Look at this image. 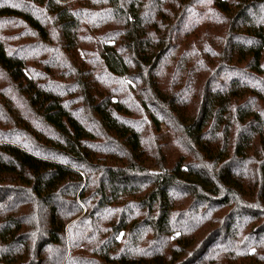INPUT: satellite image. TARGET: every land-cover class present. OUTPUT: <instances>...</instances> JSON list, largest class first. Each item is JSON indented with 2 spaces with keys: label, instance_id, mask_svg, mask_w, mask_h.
<instances>
[{
  "label": "trees",
  "instance_id": "trees-1",
  "mask_svg": "<svg viewBox=\"0 0 264 264\" xmlns=\"http://www.w3.org/2000/svg\"><path fill=\"white\" fill-rule=\"evenodd\" d=\"M0 75V264H264V0H0Z\"/></svg>",
  "mask_w": 264,
  "mask_h": 264
},
{
  "label": "rangeland",
  "instance_id": "rangeland-1",
  "mask_svg": "<svg viewBox=\"0 0 264 264\" xmlns=\"http://www.w3.org/2000/svg\"><path fill=\"white\" fill-rule=\"evenodd\" d=\"M0 91L2 92H4L7 96H9V97H12V98H15L14 97V94H13V92H11L12 90L11 89H9L8 88V86H7V83H6V81H5V79H4V77L3 76H1L0 75ZM148 127H147V124L144 126V129H145V132H144V134L145 135H147L148 134V129H147ZM162 139L164 140V142H165V151H166V153H167V155L170 157L171 156V158H169V159H171L170 161L172 162V160H174V157H175V150H174V148L172 147V145H171V139L169 138V137H171V136H168L167 135V133H165V134H163L162 135Z\"/></svg>",
  "mask_w": 264,
  "mask_h": 264
}]
</instances>
